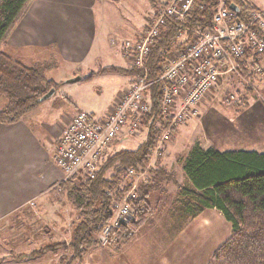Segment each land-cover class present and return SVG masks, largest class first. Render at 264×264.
I'll use <instances>...</instances> for the list:
<instances>
[{"label": "trees", "instance_id": "trees-1", "mask_svg": "<svg viewBox=\"0 0 264 264\" xmlns=\"http://www.w3.org/2000/svg\"><path fill=\"white\" fill-rule=\"evenodd\" d=\"M219 1L196 0L183 20L166 18L153 39L143 68L111 67L84 76L83 81L101 74L145 79L149 84L146 96L151 108L141 120L142 128L146 130L144 141L133 151L118 150L108 155L93 179L79 181L76 176H71L58 183L67 204L76 214L71 223L69 242H50L27 256H14V260L47 253L58 256V264H73L92 250L111 246L119 251L150 222L154 210L148 197L154 184L166 178L164 170L156 168L151 184L136 190L132 188V180L123 183L122 179L128 168L136 173L145 170L161 133L168 127V120L161 114L162 85L159 82L166 65V53L181 51L195 32L210 30ZM31 2L0 0V98L5 101L0 109L1 124L19 122L43 102L41 99L48 92H56L60 85L46 79L49 67L25 66L2 52L9 34ZM222 2L226 8L237 11L241 20L256 10L246 0ZM245 59H250L249 52ZM241 63L235 60L240 72L243 70ZM242 133L235 137L227 134L219 139L218 145L207 149L194 144L183 160V174L192 186V189H180L183 211L194 218L204 209H214L230 225L229 237L214 250L208 264H264V128H258L252 134ZM108 172H111L110 176ZM131 190L133 197L128 195ZM123 200L129 206L130 218L112 230L109 244L102 247L97 237L113 219L112 202Z\"/></svg>", "mask_w": 264, "mask_h": 264}, {"label": "crops", "instance_id": "crops-1", "mask_svg": "<svg viewBox=\"0 0 264 264\" xmlns=\"http://www.w3.org/2000/svg\"><path fill=\"white\" fill-rule=\"evenodd\" d=\"M135 1L130 2L133 14L125 10L129 24L125 23L119 29L121 33L127 34L126 37L130 40H136L143 34V29L140 30L142 24L137 26V22H134L136 21L134 17L138 20L141 18V13L136 11L138 3ZM246 1L256 10L264 11V1ZM107 2L110 3V0H32L25 15L9 34L2 52L25 66L59 63L56 65L62 66L66 71L63 79L79 76L82 81L84 75H81V71H85L89 63L101 57L98 47L100 32L98 34L95 24V8L99 7L103 19ZM119 2L125 3L126 0L117 2L115 0L113 3ZM147 2L152 6L154 0L141 2L140 7L145 14L150 12ZM111 46H115L112 41ZM113 53L119 56L123 64V67L118 68L126 69L131 66L130 59L121 55L120 48ZM260 63L261 65L264 63V56L260 58ZM241 64L242 72L251 69L246 62ZM49 68L48 70H51L52 67ZM98 69L90 70L96 72ZM258 78L264 79L263 75ZM131 80V77H126V81L121 82L117 92L103 111L99 112L97 119L104 118L120 92L129 87ZM56 96L57 91L17 123H0V224L2 223L1 227H4L3 222L7 224L8 221L27 216L32 211L31 215L34 218L41 219L46 227H50L49 233L52 237L46 243L54 241L68 243L73 221L56 213L54 203H50L49 200L54 194L52 189L55 185L66 179L54 163L56 145L70 119L82 111L80 104L69 100L66 102ZM255 124L264 126L260 120L255 121ZM129 139L124 130L111 148L115 151L117 149L133 151L129 148L135 145L129 143ZM127 143L128 149H124ZM187 183L189 189H192L191 184L188 181ZM132 188L134 190L139 188L136 182H132ZM205 212L219 213L214 209H204L196 217L192 219L188 217L187 221L183 216L178 219L174 215L171 216V213L168 214L171 217L166 215L165 218H158V221H154V218L150 220L146 234L154 235L153 238L156 240H160L164 235L168 237L163 245L155 247L153 255L149 254L147 260L141 258L142 254L131 252V245L135 242L133 237L119 251L110 252L107 250L109 246L92 250L80 262L73 264H206L217 248L218 232L213 216ZM219 215L225 221L220 213ZM158 223L166 229L157 226ZM33 251L34 248H31L27 252L20 251L1 257L0 264H58L59 257L47 253L35 258L13 259L17 255L27 256Z\"/></svg>", "mask_w": 264, "mask_h": 264}, {"label": "rangeland", "instance_id": "rangeland-1", "mask_svg": "<svg viewBox=\"0 0 264 264\" xmlns=\"http://www.w3.org/2000/svg\"><path fill=\"white\" fill-rule=\"evenodd\" d=\"M117 1L119 0H116V2ZM133 1L134 0H126L125 3H113L115 0H110V3H106V11L103 19L101 18L99 7L96 6L95 24L98 34L100 32L98 47L100 48L99 52L101 57L89 63L88 65L91 68L88 67L85 71H81V75L85 76L91 72L90 69L99 68L98 70H100L106 67H123L121 59L118 58L119 56H115L113 51L117 48L119 49L124 41H133L126 37L127 34L119 31L122 25L125 23L129 24L126 11L127 13L130 11V13L133 14V9L130 4V2ZM140 1L143 2V0H136L135 2L138 3V5H136V11L139 14L141 13V18L138 20L134 17L136 21H133L137 22V26L142 24V28L140 29L142 31L148 23V20L155 14V10L162 8L166 0H161V2L160 0H154V6H151L147 2L146 5L147 7L149 6L148 9H150V12H147V14L141 9L140 5L142 4ZM142 19H144L143 23L141 22ZM111 41L115 43V46H111ZM56 64L59 63L53 62L52 64L44 63L41 65L42 68L52 67L51 70L46 71L45 77L47 80H53L56 84H60L56 90V98H62V100L66 102L69 100L78 103L81 105L80 111L95 116L96 118L99 116V112L103 111L104 107L117 92L119 86L122 84L121 82L126 81L127 77L119 74H101L95 75L88 81L82 80L78 83H66L67 80L63 79L66 74L65 69ZM261 66L264 68V63ZM258 77L251 69H246L245 72H240L235 69L232 72L225 73L218 84L200 103L198 107V117L174 128L173 131L170 132L169 139L158 146L153 152L144 171L137 173L136 176L134 175L132 178L126 175L124 176L122 179L123 183L127 182V180H132L133 183L136 182L137 187L148 186L153 180V171L156 168L164 170L166 178L159 183L156 182L157 185L154 184L155 188H152V192L149 195V203L154 210L151 220L154 218V221H158V218H165L169 213L172 214L171 216L174 215V217L178 219L184 217L186 221L188 217H191V219L193 218L190 214L183 211L180 206V201L182 200L180 197V189L183 187L190 188L183 175L182 165L183 160L194 144L200 145L201 148H207L209 146L215 147L220 143L219 139L224 138L227 134H231L235 137V135L243 134L242 132L252 134L256 129L264 128V126L254 125V122L258 120L264 123V79H259ZM234 93L238 95L241 102H239V104L226 105L224 102L225 98ZM4 104L5 101L0 98V109H2ZM145 132L146 130L140 127L137 134L134 137H130L129 143H132L135 147L131 145L129 149L134 150L143 143ZM212 137H214V139ZM129 143L125 145L124 149H128ZM118 150L120 149H117V151ZM114 151L115 150L111 148L108 155L114 153ZM110 175L111 172H108V176ZM52 192H54V194H52L49 202L54 203L56 213L74 221L76 219V214L71 211V207L67 204L64 193L55 188L52 189ZM161 207H164V209ZM38 212L40 213L39 210ZM205 213L207 215H212L213 221L217 224L218 247L229 237L230 225L223 221L219 213ZM31 214L32 211L28 213L27 216L24 215V217L8 221L7 224L3 222L4 227H1L2 223L0 224V258L20 253V251L27 252L28 249L30 250L31 248H34L35 251L50 243H46L47 240L50 241L52 237L49 233L50 227H46V224L43 223L41 219L34 218ZM171 216L168 215V217ZM156 225H159L163 230L166 229L160 223ZM149 227L150 225L148 224L142 226L140 229H143H139L136 232L134 236L135 242L131 245V252L134 254H142L141 258H143V260L149 259L150 255H153L155 247L163 245L168 237L164 235L161 236L160 240L154 239V235L150 236L146 234ZM66 229H68V227ZM186 229H188V226H186ZM64 236L66 238L68 234ZM27 242L29 244H27ZM34 242H36V244ZM121 249L120 247L119 250ZM107 250L116 252V247H108ZM52 261L54 262L55 260ZM206 264H208V262Z\"/></svg>", "mask_w": 264, "mask_h": 264}, {"label": "built area", "instance_id": "built-area-1", "mask_svg": "<svg viewBox=\"0 0 264 264\" xmlns=\"http://www.w3.org/2000/svg\"><path fill=\"white\" fill-rule=\"evenodd\" d=\"M196 0H166L148 20L143 34L133 41H124L121 55L130 59L131 66L143 68L153 39L166 18L183 20ZM250 53V59H245ZM264 56V11L254 10L241 20L238 12L230 10L219 1L210 30L195 32L181 51L166 53V65L159 78L162 88L161 114L168 120V127L160 137L158 146L165 143L173 128L198 117L202 100L218 84L221 77L236 69L235 60L246 62L256 76L263 75L260 58ZM149 84L144 78L133 77L129 87L117 96L109 112L102 119L83 112L70 120L56 145L54 163L64 176L77 180L93 179L108 156L113 142L124 133L134 137L142 127V117L150 112L146 96ZM226 105L239 104L236 93L227 96ZM137 173L125 170L129 178ZM60 190L59 185H55ZM133 190V189H132ZM132 190L128 193L133 197ZM112 221L97 237L105 247L110 242L113 229L127 222L131 212L123 201L112 202Z\"/></svg>", "mask_w": 264, "mask_h": 264}, {"label": "water", "instance_id": "water-1", "mask_svg": "<svg viewBox=\"0 0 264 264\" xmlns=\"http://www.w3.org/2000/svg\"><path fill=\"white\" fill-rule=\"evenodd\" d=\"M80 81H81V78H80L79 76H77V77H74V78H72V79L67 80L66 83H78V82H80ZM54 93H55V91H54V90H51L50 92H48L47 95H45V96L41 99V101H44V100H46V99H49Z\"/></svg>", "mask_w": 264, "mask_h": 264}]
</instances>
